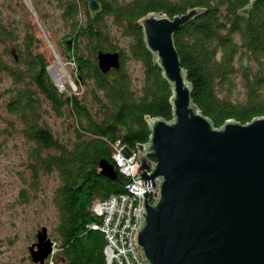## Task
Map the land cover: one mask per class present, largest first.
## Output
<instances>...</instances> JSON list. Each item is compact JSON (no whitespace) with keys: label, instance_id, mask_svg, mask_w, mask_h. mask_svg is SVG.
Masks as SVG:
<instances>
[{"label":"trees","instance_id":"1","mask_svg":"<svg viewBox=\"0 0 264 264\" xmlns=\"http://www.w3.org/2000/svg\"><path fill=\"white\" fill-rule=\"evenodd\" d=\"M98 1L101 10L91 15L86 0H55L69 29L64 35L71 39L63 46L75 63L78 91L66 85L61 89L50 77L51 59L28 10L14 26L0 17V82L4 76L11 80L5 106L16 122L9 123H19L21 135L31 143V183H37L40 173L56 172L60 180L53 195L58 215L52 233L55 264H104L106 240L90 227L96 220L91 206L126 191L128 177L112 158L114 143L119 140L135 150L148 140L147 116L173 117L171 86L146 48L138 23L142 16L155 11L172 17L193 6L204 8L174 34L194 105L216 127L227 119L246 123L264 115V0H255L245 12L250 0ZM30 2L53 40L36 1ZM122 38L126 44L120 43ZM97 50H118L120 68L102 72ZM129 59L141 65L138 82L126 65ZM46 113L66 117L72 137H57ZM101 159L114 165L115 179L99 172Z\"/></svg>","mask_w":264,"mask_h":264},{"label":"water","instance_id":"2","mask_svg":"<svg viewBox=\"0 0 264 264\" xmlns=\"http://www.w3.org/2000/svg\"><path fill=\"white\" fill-rule=\"evenodd\" d=\"M86 2L91 15L101 10L98 0ZM203 10L193 6L172 17L152 11L138 21L171 86L173 117L147 116L148 140L135 147V178L145 186L135 240L146 264H264V115L214 126L193 103L174 41L175 32ZM96 60L104 73L120 68L118 50H97ZM98 167L116 178L112 163L101 159ZM150 187L157 189L154 201ZM53 246L41 225L28 246L32 262L45 264Z\"/></svg>","mask_w":264,"mask_h":264},{"label":"rangeland","instance_id":"3","mask_svg":"<svg viewBox=\"0 0 264 264\" xmlns=\"http://www.w3.org/2000/svg\"><path fill=\"white\" fill-rule=\"evenodd\" d=\"M18 1L0 0L2 21L17 25L26 18L28 10L41 30L44 39L42 49L51 59L47 67L50 77L53 80L51 70L61 61L68 72L64 86L78 91L79 88L74 82L77 75L75 63L63 46L65 39H71L64 35L69 29L59 18L60 11L55 0H34L53 40L48 37V32L44 31L30 0H26L27 3L25 0ZM120 43L126 44V39H120ZM11 45L8 43V46ZM126 65L135 80L138 78V82L142 75L140 63L129 59ZM11 85V80L4 76L0 82V264H35L30 258L28 246L35 240V233L41 225L47 226L48 235L52 238L54 226L58 221L53 195L60 180L56 172L40 173L37 183L32 185L27 165L31 143L21 135L19 123H16L15 127L10 125L9 121L16 122V117L10 114L5 106L9 97L7 90ZM45 118L54 134L61 140L71 136L72 130L66 117L46 113Z\"/></svg>","mask_w":264,"mask_h":264},{"label":"built area","instance_id":"4","mask_svg":"<svg viewBox=\"0 0 264 264\" xmlns=\"http://www.w3.org/2000/svg\"><path fill=\"white\" fill-rule=\"evenodd\" d=\"M112 158L118 170L128 177L126 191L111 194L102 200H96L91 210L96 220L90 224L93 229L100 230L105 237L104 264H146L135 240V231L141 221L139 211L142 207V194L145 186L136 172L137 151L126 153V146L116 140L113 146ZM151 201L157 197V189H148ZM53 250L46 258L45 264H53Z\"/></svg>","mask_w":264,"mask_h":264},{"label":"bare ground","instance_id":"5","mask_svg":"<svg viewBox=\"0 0 264 264\" xmlns=\"http://www.w3.org/2000/svg\"><path fill=\"white\" fill-rule=\"evenodd\" d=\"M51 73L55 84L59 86V88L63 89L65 77L68 75V72L66 71L63 63L59 61L58 65L53 66Z\"/></svg>","mask_w":264,"mask_h":264}]
</instances>
